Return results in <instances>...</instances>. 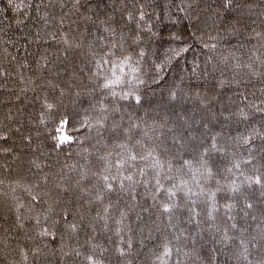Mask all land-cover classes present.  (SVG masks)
Instances as JSON below:
<instances>
[{"label": "trees", "instance_id": "16d2710c", "mask_svg": "<svg viewBox=\"0 0 264 264\" xmlns=\"http://www.w3.org/2000/svg\"><path fill=\"white\" fill-rule=\"evenodd\" d=\"M112 44L123 47L117 51L110 49ZM182 48L188 51L176 56ZM109 49L117 52L114 60H123L121 53L132 57L124 68L127 83L116 91L122 95L131 89L141 97L140 105L114 99L96 87L110 75L111 65L97 69L95 60ZM141 50L143 58L138 56ZM260 61H264V0H233L228 8L224 0H80L75 7L73 0H43L38 10L9 8L8 0H0V137L7 138L0 140V241L7 236L9 245L0 252V264L19 261L12 249L20 248L30 251L27 264H88V255L102 264H158L156 256L166 242L173 249L168 264H247L237 259L239 232L229 243L221 236L230 226L224 206L235 203L232 215L238 227L247 229L244 235L264 237V194L259 186L249 189L245 183L241 194L227 190L234 179L239 184L244 176L264 174V141L257 138L244 145L236 139L253 128L264 132V113L242 103L247 96L246 103L264 106V83L251 75L264 72ZM47 104H53L60 116L75 120V128L68 131L77 140L62 150L53 147L56 118ZM241 108L248 121L233 115ZM102 116L108 117L103 137L96 125ZM86 120L92 127L81 128ZM113 123L122 128L139 125L132 130V144L139 139L146 151L154 149L165 172L171 162L170 175L177 185L184 181L193 192L199 188L216 192L220 211L215 221H209L208 204L201 197L198 227L187 222L186 212L177 213L170 223L153 206L143 185L131 193L105 196L103 205L93 201V173L103 168L98 158L118 150L116 144L122 142L111 134ZM204 123L207 128L201 127ZM213 137L220 152L212 148ZM201 143L209 150L211 177L199 174L204 172L197 163ZM249 151L255 153V167L242 165L243 176L236 169L227 171L249 159ZM183 160L193 162L191 172L181 170ZM82 172L88 179H81ZM153 175L149 171V179ZM57 184L66 191H58ZM29 193L44 203L34 207ZM187 196L178 193L181 209L188 206ZM245 201L256 205L247 217L242 210ZM109 203L113 207L105 228L97 212L103 215ZM121 212L125 217L118 237L115 221L121 220ZM65 215L69 224L77 225L76 232L65 225ZM44 228L52 235L40 236ZM121 237L131 240L130 250ZM250 259L252 264L264 261V242L252 249Z\"/></svg>", "mask_w": 264, "mask_h": 264}, {"label": "snow or ice", "instance_id": "6c2138e0", "mask_svg": "<svg viewBox=\"0 0 264 264\" xmlns=\"http://www.w3.org/2000/svg\"><path fill=\"white\" fill-rule=\"evenodd\" d=\"M40 4H43V0H40ZM40 4H34L31 2V0H29L27 4L24 3V0H21V3L17 4L15 3V0H8L9 8L14 7L17 10H22L24 8L38 10L40 8ZM79 4L80 0H73L74 7L78 6ZM232 5L233 0H224L225 8H228ZM128 19L129 21H132L134 17L129 14ZM140 19H143V14H141ZM109 30L110 29L108 28L105 29V31ZM257 35L259 36L260 34ZM122 47V44H112L110 46V49L115 48L117 49V51H119V49ZM110 49L109 51L105 52L104 55L100 56L98 60H95V65L97 69H102L104 65H111V67L107 69V71L110 72V75H105L103 83L97 85L96 87L105 90L106 94L110 95L114 99L118 97L119 100H134L135 104L140 105L141 97L139 95H134V92L131 89L129 91L123 92L122 95L116 91L117 88H120L121 86L127 83L124 68L125 65H128L129 62L132 60V57L121 53V55H123V60H114L113 57L117 55V52H113ZM187 51V48H182L179 51H176L175 55L179 56L182 52ZM138 56L143 58L145 56L144 51L141 50L138 53ZM138 62L139 61H137V63ZM260 63L264 64V61H260ZM156 67L157 70H161L160 65H157ZM247 67L251 69L252 64L247 65ZM95 75L96 73H93V76ZM251 75L257 77L262 83H264V72L253 71ZM139 83L143 84L144 81L140 80ZM261 92L264 93V88L261 89ZM172 98H176L175 93H172ZM247 100L248 97L244 96L242 103H245V107H254L256 112L264 113V106L248 104L246 103ZM261 104L264 105V101H262ZM46 108L49 111H52L53 116L56 118V120H54V131L51 134L52 140L54 142L53 147L62 150L63 146L71 145L76 142L77 137L71 135L68 131L69 129L75 128L74 118L70 119L67 117L60 116L58 111H53L55 108L53 104H47ZM115 110L119 111V108H116ZM233 115H238L241 122L249 120V116L247 113L244 112L243 108H241L238 113H234ZM107 119V116H102L96 121V125L98 126L97 131L101 137H103L104 135L101 129L107 130V125L105 123ZM225 119L227 120L229 119V117H226ZM85 127L90 128L92 127V124L86 120L81 123V128ZM201 127L207 128L208 124L204 123L201 125ZM133 129L138 130L139 125L132 123L127 128H122L118 123H113L111 127V134L113 137L122 142L116 144V149L118 150L107 152L105 155H101L98 158L99 161L103 163V168L100 170V172L93 173V176L96 177V183L93 185V201L99 202L103 205L105 196L111 197V194L119 192L131 193L135 190L137 186L143 185L146 190L151 194V198L154 201L153 206L157 208V210L161 213L162 216L167 217L170 223L176 217L177 213L186 212L188 216L187 222L189 224L195 223L198 227L200 224V212L197 211V201L201 197H203L205 202L208 204L207 217L209 221L214 222L216 219V214L220 211V207L217 206L216 202V192L209 193L205 192L203 188H199V181L196 180L195 174L192 175V180L197 183L199 191L193 192L188 186L187 182L184 181H181V183L177 185L174 182V178L170 175L172 171L171 162H168L167 171L165 172V165L157 156L154 155V149L146 151L144 149V145L141 144L139 139L135 141V144H132ZM237 131H239V129H237ZM257 138L264 141V132L253 128L250 134L239 136L236 139L244 145H249L250 143H254L255 139ZM6 139V137H0V140ZM212 139V148L215 149L217 152H220L221 150L215 142V137H213ZM137 146H139V148L141 149L140 151H136ZM200 147L203 149V151L199 153L197 163L200 165L201 168L204 169V172H199V169H197V171L201 176L207 175L208 177H211L213 175V172L212 168L209 166V150L207 147L204 146L203 143L200 144ZM193 149L195 150V145H193ZM262 150H264V145H262ZM254 158L255 153L249 151V159L234 163L232 168L227 169V171L232 173L233 169H236L240 172V175L243 176L244 173L242 171V165H253ZM253 167L255 166L253 165ZM192 168L193 162L191 160H183L181 162L182 171L187 169L189 172H191ZM149 171L154 173L151 179H149ZM48 179V177H45L46 181ZM81 179H88L87 172L81 173ZM164 181L169 182L170 186L166 187ZM245 183L247 184V187L249 189H251L253 185L259 186L262 191V194H264V174L255 175L254 177L244 176V179L239 184L234 179L232 180L231 185L228 186L227 190H230L233 194H241V187ZM56 189L58 191H66V189H60L59 184L56 185ZM217 191H221V188L218 187ZM184 192L188 193L187 199L189 203L186 209H181L180 205L176 202V200L178 198V193ZM29 194L31 196V201L34 207L44 203L43 199L38 197V195H32L31 193ZM193 197H196V199H193ZM19 207L23 206L19 205ZM112 207V204L109 203L108 205L104 206L103 215L97 212L98 219L105 220V228H107V219L110 218V209ZM235 207V203H229L224 206L226 220L230 222V226H226L224 228L221 239L225 243L232 242L238 238L235 233L239 232L240 235L238 238L239 247L237 250V259L247 262V264H252V260L250 259V256L252 255V249L257 248L259 244L264 242V237H261L260 240H257L256 236H251L249 238L244 235V233L247 232V229L238 227L237 223L235 222V217L232 215V211ZM255 207L256 205H254L253 203L245 201L242 205L244 216H249L250 210H253ZM120 216L121 220L115 221L118 226L116 228L115 234L118 237L121 236L122 228L120 227V225H122L125 213L121 212ZM62 219L65 225H67L72 232L77 231V225L68 223L69 217L67 215H65ZM251 219L253 221H256L257 217L252 216ZM19 220L20 217L18 216V226H22L19 225ZM36 221L37 224L40 223L39 217H36ZM261 223H264V221H261ZM230 230L232 234H230ZM216 231L220 232V228L217 227ZM39 235L47 237L49 235H52V233L47 228H44L39 233ZM181 235H183V233H181ZM180 238V236L176 237L177 240H179ZM7 239V236H5L3 237V241H0L3 242V247L0 248V252H5L8 249L9 245L6 242ZM185 239H187V237H185ZM121 242L126 243L127 248L129 250L132 248L131 240L123 241V238L121 237ZM169 243L170 242L164 243L162 245V251L156 256L158 264H168V261L172 258L173 249L169 247ZM12 251L16 253V255H18L20 258L19 261H14V264H27L30 251H26L22 248L12 249ZM118 251L120 252L121 256H124L126 254L123 248L118 249ZM179 251V249H176L177 253ZM31 255L35 256L36 252H31ZM76 255L79 256L81 255V253L77 252ZM86 260L88 261V264H102V261L96 259L94 255H88L86 257ZM260 264H264V261H261Z\"/></svg>", "mask_w": 264, "mask_h": 264}]
</instances>
